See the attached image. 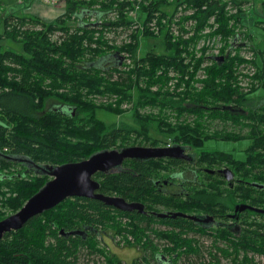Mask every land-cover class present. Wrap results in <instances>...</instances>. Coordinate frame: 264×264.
Listing matches in <instances>:
<instances>
[{
    "label": "trees",
    "instance_id": "16d2710c",
    "mask_svg": "<svg viewBox=\"0 0 264 264\" xmlns=\"http://www.w3.org/2000/svg\"><path fill=\"white\" fill-rule=\"evenodd\" d=\"M64 2L62 12L52 20L25 15L12 23L14 14L11 12L0 17V170L8 173L15 168L10 161L24 157L34 173L5 180L0 177V219L6 216L1 214L2 210L13 213L45 182L47 175L36 172L34 165L42 167L78 161L104 149L157 146L171 140L194 147L198 151L194 156L227 160L240 176L246 175V164L257 171L264 168V103L243 108L250 94L237 85L239 75L234 71L235 65L243 59L237 54L232 55L235 46L231 50L228 46L233 37H240V32L228 23L231 16L226 14V1L182 0V9H188L189 14L181 19H190V26L178 25L179 33L175 37L173 29L165 30L163 38L168 54L149 50L137 58L134 55L137 43H116L121 34L117 29L125 30L130 23L123 10L138 3L143 22H149L162 1ZM109 12V17H115L104 19ZM85 17H92L93 21L84 20ZM163 17L165 14L159 12L157 23ZM235 22L239 23L240 17L235 18ZM217 34L223 40L231 36L223 54L224 47L220 49L218 55H223L220 62L208 59L206 53L211 46L210 39ZM201 38L206 40L198 47L199 55L194 58V49ZM121 53L131 56V62L125 65ZM186 56L188 59L184 61ZM199 69L202 74L196 77ZM258 69L261 73L254 75L257 78L264 71L261 66ZM171 79L176 80V86L182 83L184 88L170 92L165 85ZM194 81L199 83L198 88L192 85ZM140 82L142 87L138 85ZM152 86L155 87L153 93L149 91ZM260 86L264 90L263 82ZM101 96L113 98L107 101V104L113 103L112 112L118 111L124 101H138V105H157L174 111L176 116L184 113L193 117L187 122L177 120L173 126L157 119L159 127L173 134L166 141L147 134L150 118L140 117L133 109H130L133 125H106L95 116L100 106L92 101ZM48 98L62 106L46 108ZM106 108L109 110V106ZM213 120H218L221 125L209 135L207 128ZM244 127L247 132L244 134L243 160L229 159L219 150L204 149V143L212 139H240L239 133L244 132ZM133 168L135 176L127 172H96L94 178L99 183V191L126 199H153L149 194H141L150 189L147 178L141 175L147 172V164L135 163ZM252 180L258 181V178L253 176ZM245 189L257 190L251 185ZM239 197L238 200L244 201L243 195ZM248 198L253 206L262 203L259 197ZM154 199L164 204V200L171 198ZM109 207L101 201L86 198L62 200L31 217L19 229L3 234L0 264H97L95 258L93 261L85 257L91 254L94 257L103 254L108 264H115L113 257L95 246L84 245L77 238L57 235L59 227L69 229L83 220L104 227L117 225ZM251 225L244 228L241 242L248 246L247 250L260 256H250L248 261L234 260L232 264H264V237L257 234L262 225ZM187 246L190 247L187 252L194 251L192 245Z\"/></svg>",
    "mask_w": 264,
    "mask_h": 264
},
{
    "label": "flooded vegetation",
    "instance_id": "af4514ba",
    "mask_svg": "<svg viewBox=\"0 0 264 264\" xmlns=\"http://www.w3.org/2000/svg\"><path fill=\"white\" fill-rule=\"evenodd\" d=\"M173 146L181 147L188 157L123 159L119 165L105 172L115 174L127 172L135 176L133 165L146 163L147 172L141 175L147 178L150 189L141 191V194L142 196L149 194L153 199L149 197L141 201L101 193L94 173L92 179L98 183L94 192L120 197L126 202L138 203L140 206L130 211L109 207L117 222L113 227H104L83 220L72 224L69 229L59 227L57 235L77 238L84 245L95 246L96 249L105 251L107 256L113 257L115 264L125 263L118 259L113 248L135 249L137 253L132 264H190V262L232 264L234 260L248 261L251 256L247 250L248 246L245 247L244 242H241L244 238V228L249 223L252 224L251 227L262 225V230L257 231V234L264 237V213H257L248 208L235 210V206L244 204L264 210V168L257 171L255 167L251 168L246 164L247 173L240 176L227 160L194 156L191 150L195 148L189 144L169 140L164 144L146 147ZM10 162L15 168L10 169L8 173L0 170L2 180L13 176H25L29 172L34 174L30 171L31 165L26 164L29 161L24 157H17L16 161ZM33 171L35 172V168ZM253 176L257 177L258 181L252 180ZM48 179L47 176L46 180ZM250 183L263 187H254ZM248 185L257 190L245 189ZM242 195L244 201L234 200ZM249 196L259 197L262 203L259 206L251 205L249 201L252 200L248 198ZM75 198L92 199L81 196L68 197L69 200ZM154 198L171 199L164 200V204H161ZM174 213L179 215L171 217L170 214ZM187 245H192L194 251L187 252L190 248ZM233 250L237 252L234 253ZM85 257L93 261L95 258L97 264H108L103 254Z\"/></svg>",
    "mask_w": 264,
    "mask_h": 264
},
{
    "label": "rangeland",
    "instance_id": "374dc122",
    "mask_svg": "<svg viewBox=\"0 0 264 264\" xmlns=\"http://www.w3.org/2000/svg\"><path fill=\"white\" fill-rule=\"evenodd\" d=\"M65 0H52V2L46 3L43 0H1L0 1V17L7 15L8 13H13L12 23L15 22L17 17L23 16H36L42 20H52L57 15H59L63 7L65 6ZM132 1V0H130ZM142 0H137V2ZM162 1L158 6V10L155 14V17L152 18L149 22L144 21L139 12L138 3L132 5V8L123 10V13L127 18H129L130 23L125 28V30L117 29L118 33H121L117 36L116 43H137L135 47L134 55L135 57L142 56L146 51H153L156 54H168L169 50L165 48L164 44V32L166 29H170L172 31L173 36L175 37L176 33H179L178 25L180 26H190L192 21L190 19L183 20L181 19L183 16L189 14L188 9H182L183 2L182 0H155ZM226 1L225 11L227 15H230V20L228 21L229 25H233V29L237 32H240V37L236 40V45L233 54H237L240 58L243 59L242 62L235 65V72L238 73L237 76V85L239 86L244 93L248 92L250 95L248 102H245L243 108L245 107H256L257 105L264 103V90L261 88L262 82L264 83V71L260 77H254V75L258 76L261 73V70L258 69L260 66L262 70L264 69V0H223ZM159 12H163L165 17L162 20L159 19V23H157L156 16ZM239 12V13H238ZM105 16L104 19H113L115 15L109 17ZM240 17V22H235V18ZM84 20L93 21L92 17H85ZM178 23H176V21ZM211 21V20H210ZM169 22V23H168ZM70 25L73 24L72 21L68 22ZM217 24H214L216 27ZM148 33L149 35H147ZM188 35V34H187ZM111 36V35H110ZM116 36V35H115ZM173 37V38H174ZM211 38V46H209L206 50L208 54H221L220 49L224 47L225 52L227 49V45L230 42L231 36L225 38H221L218 34L213 35ZM205 38H201L198 40V44L194 49V58L199 54L198 47L205 41ZM262 51V52H261ZM124 56L123 63L126 65L131 62V56H128L124 53H121ZM186 61L187 56L184 58ZM251 62V63H250ZM124 65V66H125ZM258 65V67H257ZM160 70V69H159ZM158 70V72H159ZM200 69L196 72V77L201 75ZM202 77V76H201ZM142 87V82L138 84ZM194 87L199 85L198 82L194 81L192 83ZM165 87L170 91H181L184 87L182 83H179L176 86V80H169ZM199 87V86H198ZM197 87V88H198ZM254 88L252 91L250 89ZM150 92L155 91V87L152 86L149 89ZM134 93V91H133ZM136 93L133 94L135 98ZM143 97V96H142ZM141 97V101L143 98ZM251 97V98H250ZM91 98V97H90ZM106 99L105 97H94L93 103L97 106H100V109H96L95 116L104 122L106 125H110L114 123L115 126L121 125L125 126L126 124L133 125V121L130 118V109H133L137 112L140 117H149L148 119V129L147 134L161 138L162 140H168L172 137L173 134L166 132L165 128L159 127L157 123V119L164 120L167 125L173 126L176 124L177 120L180 121L184 119L187 122V119H191L193 116L180 113L179 116H176L174 111H169L166 107H159L157 105H147L141 104L138 105L137 102H122L119 106L118 111H114L110 109L113 107V103L107 104V101L111 100ZM133 99V97H132ZM137 99V95L135 100ZM62 106L53 98H48L46 100V108H57ZM109 106V110L106 108ZM132 111V110H131ZM205 116V115H203ZM191 123V121L189 120ZM227 123V122H226ZM13 124V123H12ZM220 122L218 120H213L210 122L207 131L209 135L220 126ZM136 126V125H134ZM137 127V126H136ZM232 128V127H231ZM234 131H237L234 127L232 128ZM246 128L244 127V132L239 133L242 137L236 141L228 140V139H215L209 140L204 143L205 147L211 150H219L220 152H224L230 158L234 160H243L244 159V146L246 139L244 138V134H246ZM219 138V137H218ZM206 150V149H205ZM195 155L198 153L197 150H191ZM197 157V156H196ZM225 160V159H224ZM238 200V199H234ZM1 214L4 216L7 214L4 210L1 211ZM113 252L118 256V259H121L122 263L132 264L134 260V256L136 255L135 249L126 248V249H117L113 248ZM249 255L251 256H260L256 254L257 252L249 251ZM84 262V260H80L79 262ZM137 262V261H136ZM91 262H87L90 264ZM138 263V262H137Z\"/></svg>",
    "mask_w": 264,
    "mask_h": 264
},
{
    "label": "water",
    "instance_id": "95a60500",
    "mask_svg": "<svg viewBox=\"0 0 264 264\" xmlns=\"http://www.w3.org/2000/svg\"><path fill=\"white\" fill-rule=\"evenodd\" d=\"M237 38L233 37L228 50L235 46ZM209 59L217 62L222 61L223 55H209ZM186 158L179 146L173 147H146L127 146L120 149H104L96 151L86 158L78 161L65 162L58 165H34L40 173L49 177L41 187L28 197L23 204L13 213L0 219V239L3 234L11 230H17L24 225L34 215L48 210L57 205L62 200L71 196H81L101 201L105 205L112 206L122 211H130L140 204L126 202L120 197L106 196L94 192L98 183L92 179L96 172H106V170L119 165L123 159H149V158ZM254 187H263L256 183H250ZM248 208L257 213H264V210L252 208L244 204H237L235 210ZM171 217L179 215L170 214ZM190 218V217H189Z\"/></svg>",
    "mask_w": 264,
    "mask_h": 264
},
{
    "label": "built area",
    "instance_id": "2783aa9c",
    "mask_svg": "<svg viewBox=\"0 0 264 264\" xmlns=\"http://www.w3.org/2000/svg\"><path fill=\"white\" fill-rule=\"evenodd\" d=\"M26 1H27V0H26ZM43 1L46 2V3L52 2V0H43ZM209 55H218V54H209ZM209 55H208V56H209ZM208 56H207V57H208ZM208 59H209V58H208ZM261 261H263V259H262ZM263 262H264V261H263Z\"/></svg>",
    "mask_w": 264,
    "mask_h": 264
}]
</instances>
